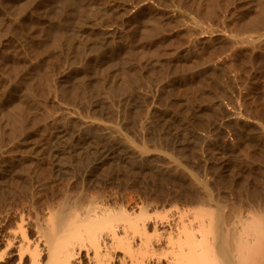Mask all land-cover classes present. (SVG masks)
I'll use <instances>...</instances> for the list:
<instances>
[{"label":"rangeland","instance_id":"374dc122","mask_svg":"<svg viewBox=\"0 0 264 264\" xmlns=\"http://www.w3.org/2000/svg\"><path fill=\"white\" fill-rule=\"evenodd\" d=\"M0 2V264H15L19 239L26 236L34 244L35 228L44 226L48 212L72 203L84 207L82 204L89 206L90 201L99 203L101 209L125 210L129 215L144 211L150 235L159 233L157 240L183 219L196 221L199 208L219 216L225 225L264 216V0ZM185 13L195 21L197 18L208 32L221 35L213 36L216 40L198 36L189 28L190 18ZM184 23L187 29H183ZM188 45L193 47H188V56L194 59L186 56ZM148 61L151 64L147 66ZM13 104L21 111L15 112L18 107H10ZM59 104L74 108L79 114L76 117L116 123L119 132L104 136L101 127H82L75 118H64ZM162 112L167 121L166 116L157 115ZM60 126L74 133L65 130L69 142L63 146L67 149L76 150L82 139L85 141L77 147L78 157L67 162L65 175L52 164L57 146L53 138ZM132 141L144 159L133 150L121 163L104 160L105 166L93 160L91 151L96 145L125 147V153L126 144ZM208 142L222 147L221 154L214 152V156ZM97 149L93 150L95 156ZM83 150L89 153L86 157ZM164 154L175 158L177 168ZM225 155L229 158L223 160ZM155 229H159L157 233ZM6 241L16 245L8 248Z\"/></svg>","mask_w":264,"mask_h":264},{"label":"bare ground","instance_id":"6f19581e","mask_svg":"<svg viewBox=\"0 0 264 264\" xmlns=\"http://www.w3.org/2000/svg\"><path fill=\"white\" fill-rule=\"evenodd\" d=\"M63 1V0H62ZM75 1V0H74ZM4 2V1H3ZM70 2V1H69ZM67 2V3H69ZM2 3V2H0ZM22 3V2H21ZM25 3V2H24ZM29 3V2H28ZM38 3V2H37ZM115 3V2H114ZM209 3V2H208ZM207 3V4H208ZM7 4V3H6ZM14 4V3H12ZM16 4V3H15ZM14 4V5H15ZM211 4V2H210ZM30 5V4H29ZM71 5V4H70ZM3 6V4H2ZM6 6V5H4ZM28 6V4H27ZM34 6V5H33ZM114 6V5H113ZM112 6V7H113ZM115 6H117L115 4ZM30 7V6H29ZM114 8V7H113ZM117 8V7H116ZM255 8V10L258 9V7H253ZM19 9V8H18ZM30 9V8H29ZM28 9V10H29ZM21 10V9H20ZM34 10V9H33ZM141 10V9H140ZM139 10V11H140ZM143 10V9H142ZM141 10V11H142ZM197 10V9H196ZM201 10V9H199ZM254 9H252V11H255ZM35 11V10H34ZM137 11V10H136ZM140 11V12H141ZM174 11V10H172ZM198 11V10H197ZM37 12V11H36ZM153 12V11H152ZM195 12V10H194ZM200 12V11H199ZM198 12V13H199ZM247 12V11H246ZM257 12V11H255ZM258 12H261V9L258 11ZM30 13H31V10H30ZM137 13V12H136ZM139 13V12H138ZM137 13V14H138ZM149 13V12H147ZM151 13V11H150ZM155 13V12H154ZM179 13V12H178ZM249 13V12H248ZM252 13V12H251ZM3 14V13H2ZM37 14V13H36ZM132 14V13H131ZM134 14V13H133ZM141 14H143L141 12ZM153 14V13H152ZM151 14V16H152ZM157 14V13H156ZM186 16L188 15L187 13H185ZM184 14V15H185ZM247 14V13H246ZM5 15V14H4ZM33 15V14H32ZM128 16V14H126ZM136 15V14H135ZM167 15H169L167 13ZM166 15V16H167ZM173 15V13H172ZM175 15V13H174ZM178 15V14H177ZM179 15H182V13ZM192 15V14H189V16ZM254 15H257L256 13ZM144 16V15H143ZM155 16V15H154ZM153 16V17H154ZM158 16V15H156ZM171 16V15H170ZM183 16V15H182ZM182 17L185 19V17ZM247 16V15H246ZM251 16H253L251 14ZM250 16V17H251ZM133 17V15H132ZM141 17V16H139ZM150 17V16H149ZM181 17V16H180ZM188 17V16H187ZM186 17V18H187ZM193 17V16H192ZM249 18V16H247ZM246 17V18H247ZM256 16H254L253 18H255ZM131 19V17H129ZM134 18H136V16H134ZM168 18V16H167ZM190 18V17H188ZM247 18V19H248ZM257 18V17H256ZM255 18V21L257 22L258 20ZM129 19V20H130ZM133 19V18H132ZM144 18H142L141 20H143ZM251 19V18H250ZM127 20V18L125 19ZM128 20V22H129ZM153 20V19H152ZM186 20V19H185ZM189 20V19H188ZM198 19L196 18V21ZM121 21V20H120ZM124 21V20H122ZM133 20H131L132 22ZM137 21V20H136ZM139 21V20H138ZM148 21V20H147ZM194 19H191L189 20L188 22V26L189 28L193 29L192 30H196L197 32V35L199 33L200 37L201 35H204V36H210V37H213V36H217L219 33H217L216 35L214 34V30H213V33H210L208 32L205 28L204 25H201L199 24V22H196ZM254 21V20H252ZM251 21V23H252ZM126 22V21H125ZM135 22V21H133ZM132 22V23H133ZM142 22V21H141ZM146 22V21H145ZM123 23V22H122ZM130 23V22H129ZM131 23V24H132ZM136 24H138L137 22H135ZM157 23V22H156ZM187 23V20L186 22ZM185 23L183 24V29L187 27H185ZM127 24V23H126ZM145 25V24H144ZM143 25V27H144ZM152 25V24H151ZM191 25V26H190ZM119 26V25H118ZM123 26V25H122ZM127 26H129L127 24ZM132 26V25H131ZM95 28V26H93ZM121 27V26H120ZM134 27V26H133ZM152 27V26H151ZM150 27V28H151ZM182 27V26H181ZM124 28V27H123ZM126 29L128 27H125ZM145 28V27H144ZM147 28V26H146ZM86 29V28H85ZM89 29V28H88ZM93 29V28H92ZM101 29V28H100ZM106 29V28H105ZM126 29H122L123 31H125ZM135 29V28H134ZM82 30V28H81ZM104 30V28H103ZM121 30V29H120ZM121 30V31H122ZM132 30V29H131ZM136 30H139V29H136ZM141 30V29H140ZM181 30V29H180ZM85 31V30H84ZM88 31V30H87ZM92 31V30H91ZM98 31V29H97ZM100 31V30H99ZM118 31V30H117ZM120 31V32H121ZM133 31V30H132ZM211 31V30H209ZM86 32V31H85ZM84 32V33H85ZM90 32V31H89ZM116 32V31H115ZM119 32V31H118ZM145 32V31H144ZM212 32V31H211ZM82 33V34H84ZM113 34H115L113 31H112ZM111 33V34H112ZM122 33V32H121ZM133 33V32H132ZM131 33V34H132ZM141 33V32H139ZM143 33V32H142ZM216 33V31H215ZM86 34V33H85ZM118 34V33H117ZM124 34V33H122ZM126 34V32H125ZM130 34V35H131ZM135 34V33H134ZM106 35L107 32H106ZM116 35V34H115ZM120 35V34H119ZM145 35V34H144ZM198 35V36H199ZM223 35V34H222ZM86 36V35H85ZM127 36V34H126ZM139 36V35H138ZM141 36V35H140ZM227 36V35H226ZM84 37V36H83ZM122 37V36H121ZM123 37H125L123 35ZM133 37V36H131ZM142 37V36H141ZM230 37V35L228 36ZM252 37V36H251ZM254 37V36H253ZM109 38V37H108ZM118 38V37H117ZM125 38H129L128 37H125ZM138 38V37H136ZM146 38V37H145ZM217 38V37H216ZM234 38V37H233ZM233 38L231 37L230 40L233 41ZM257 38V37H256ZM254 38V39H256ZM81 39V38H80ZM198 39V38H197ZM215 39L214 37L213 38H210L209 40H213ZM261 39L260 38H257V40ZM208 40V38H207ZM216 40V39H215ZM214 40V41H215ZM253 41V39H251ZM256 40V41H257ZM213 41V42H214ZM211 42V41H210ZM124 43V42H123ZM56 44V42L54 43ZM133 44H135L133 42ZM128 45V44H127ZM130 45V44H129ZM141 45V44H140ZM123 46V44H122ZM124 46H125V43H124ZM51 47V46H50ZM129 47V46H128ZM135 47V46H134ZM142 48L141 46H138V48ZM186 47V46H185ZM191 47V49L193 48L192 46L188 45L187 46V50ZM54 48V47H53ZM125 48V47H124ZM130 48V47H129ZM136 48V47H135ZM138 48L136 50H138ZM131 49L134 50L133 47H131ZM180 49H184V48H180ZM55 50V49H54ZM123 50V49H121ZM128 50V49H127ZM135 50V51H136ZM186 50V49H185ZM186 50V51H187ZM48 51V50H47ZM129 51L131 52V50L129 49ZM179 51V50H178ZM182 51V50H181ZM190 50H188L186 53L188 56V52ZM139 52V51H138ZM180 52V51H179ZM191 52V51H190ZM121 54V52H119ZM136 53V52H134ZM184 52V54H186ZM119 54V55H120ZM106 55V54H105ZM112 55V54H111ZM110 56V55H109ZM117 56V55H116ZM180 56V55H179ZM191 56V55H190ZM190 56H188V58H190ZM105 57V56H104ZM103 57V59H104ZM112 57V56H111ZM120 57V56H119ZM123 57V56H122ZM167 57V56H166ZM164 57V59L166 58ZM170 57V56H169ZM172 57V56H171ZM176 57V56H175ZM178 57V56H177ZM182 57L184 58V55H182ZM181 57V58H182ZM192 57V56H191ZM129 58V57H127ZM133 58V56H132ZM180 58V59H181ZM187 57L184 58V60L186 59ZM195 58V57H194ZM192 57V59H194ZM101 59V58H100ZM99 59V60H100ZM123 59V58H122ZM168 59H171V58H168ZM191 59V58H190ZM163 60V58H162ZM161 60V61H162ZM173 60V59H171ZM178 60V58L176 59ZM189 60V59H188ZM104 61V60H103ZM107 61V60H106ZM129 61H131L129 59ZM159 61V60H158ZM160 61V63H162ZM175 61V60H173ZM186 61V60H185ZM193 61V60H192ZM191 61V62H192ZM196 61V59H195ZM102 62V61H101ZM108 62V61H107ZM132 62V61H131ZM130 62V63H131ZM150 62V61H148ZM146 62V65L148 66L150 63ZM181 62V61H180ZM194 62V61H193ZM129 63V64H130ZM178 63V62H177ZM183 63V62H182ZM186 63V62H185ZM153 64V62H152ZM158 64V63H157ZM156 64V65H157ZM223 66L224 63L222 62ZM145 65V64H144ZM221 64H218V66H220ZM106 66V65H104ZM101 67V68H105V67ZM160 66V65H159ZM222 66V65H221ZM220 66V67H221ZM146 67V66H145ZM227 67V66H225ZM153 69V67H151ZM154 68H157V67H154ZM213 68V67H211ZM203 69V68H202ZM223 69V68H222ZM148 70V69H147ZM220 70V69H219ZM102 71V69H101ZM110 71V70H109ZM109 71H108V74H109ZM114 71V70H113ZM115 72V71H114ZM107 74V72H106ZM105 74V76H106ZM111 74H114V73H111ZM116 74V72H115ZM65 75V74H64ZM187 75V74H186ZM112 76V75H110ZM109 76V77H110ZM63 77V76H62ZM67 76H65L64 78H66ZM113 77V76H112ZM63 79V78H62ZM67 79V78H66ZM65 79V80H66ZM109 79V78H108ZM115 79V78H114ZM117 79V77H116ZM182 79V78H181ZM175 80V79H174ZM173 80V82H174ZM178 80V79H177ZM177 80L175 82H177ZM60 81V80H59ZM63 81V80H62ZM182 81V80H181ZM6 82V81H5ZM123 82V80L121 81ZM173 82H170V83H173ZM3 83V82H2ZM17 83V82H16ZM68 83V82H67ZM183 83V82H182ZM66 84V83H65ZM179 84V83H178ZM68 85V84H67ZM168 85V84H167ZM166 85V86H167ZM172 85V84H170ZM164 86V85H163ZM162 88H165V86ZM20 87V86H19ZM167 87H170V86H167ZM174 87V86H173ZM1 88H4L1 86ZM6 88V87H5ZM171 88V87H170ZM178 88V87H177ZM26 89V88H24ZM161 89V87H160ZM16 91V90H15ZM19 91V90H18ZM164 91L163 90H160V91H156V92H162ZM22 92V91H21ZM26 92V91H25ZM24 92V93H25ZM29 92V91H28ZM19 93V92H18ZM30 93V92H29ZM28 93V98L30 97ZM165 93V92H164ZM163 93V94H164ZM26 96V94H24ZM159 96H161L159 93H158ZM157 95V96H158ZM13 97H17V96H13ZM19 98V97H18ZM24 98V97H23ZM32 98V97H31ZM20 100V99H19ZM17 100V101H19ZM25 100V99H24ZM26 101V100H25ZM2 102V100H1ZM98 102V101H97ZM101 102V100H100ZM99 102V105L101 107V103L100 104ZM23 102H21L22 104ZM35 103V102H34ZM107 103V102H106ZM20 104V103H19ZM20 104V105H21ZM16 104H13V105H10L11 106H14ZM27 105V103H26ZM30 105V104H29ZM59 105H62V104H59ZM94 105H97L94 103ZM24 106V105H23ZM92 106V105H91ZM105 105H103L104 107ZM16 107H18L17 109L18 110H14L15 112H19L21 111L20 109V106L16 105ZM31 107V106H30ZM61 107V110L63 112V114L66 116L64 118H75L77 122L80 121V124L82 125V127H89V126H98V127H101L103 132H104V136H109L110 134L116 132L118 133V127L116 126V123L115 125L111 122H104V121H101L102 119H97V118H93V117H84L82 118H79L80 116H77L76 115H79L77 113L74 112V108L71 109V106L70 108L67 107L66 105L65 106H59V108ZM73 107V106H72ZM93 107V106H92ZM9 108V106H8ZM96 108L99 109V106ZM102 108V107H101ZM139 108V107H138ZM154 107L150 108V111L151 109H153ZM156 108V107H155ZM10 109V108H9ZM13 109V108H12ZM32 108H30L31 110ZM93 109V108H92ZM199 109V107H198ZM197 109V110H198ZM76 110V109H75ZM95 110V108H94ZM201 110V109H200ZM4 111L6 110H3L2 112L5 113ZM26 111V110H25ZM59 111V110H58ZM113 111V110H112ZM153 112L155 110H152ZM157 111V110H156ZM13 112V110H12ZM24 112V111H23ZM62 112L59 113V115H62ZM114 112V111H113ZM152 112V113H153ZM9 113V112H8ZM22 113V112H21ZM27 113V112H26ZM26 113H24L26 115ZM30 113V112H28ZM149 113V112H148ZM159 113V112H158ZM157 115H163L164 112H162V114H158ZM15 114V113H13ZM18 114V113H17ZM109 114V113H108ZM112 114V113H111ZM150 114V113H149ZM156 114V113H155ZM20 115V114H19ZM154 115V114H153ZM9 116V115H7ZM13 116V115H12ZM15 116V115H14ZM13 116V117H14ZM24 116V115H23ZM29 116V115H28ZM68 116V117H67ZM113 116V115H112ZM150 116V115H149ZM163 116H166L165 114ZM18 117V116H17ZM20 117V116H19ZM57 117H60V116H57ZM63 118V115L61 116ZM60 117V118H61ZM158 117V116H157ZM27 118V117H26ZM29 118V117H28ZM61 118V119H62ZM70 118V119H71ZM167 118V116L165 117V119ZM15 119V118H13ZM22 119V118H21ZM20 119V120H21ZM55 119H56V116H55ZM239 119V118H238ZM27 120V119H26ZM74 120V119H73ZM168 119H166L167 121ZM12 121V119H11ZM19 122V120H18ZM23 122H25L23 120ZM29 123V122H28ZM28 123H25V124H28ZM146 125L147 123L144 122ZM171 123V122H170ZM173 123V122H172ZM31 125V124H30ZM81 125H78V126H81ZM150 125V124H148ZM23 126V123L21 126L19 127H22ZM27 126V125H26ZM147 126V125H146ZM174 126V125H173ZM173 126H170L173 128ZM29 127V126H28ZM27 127V129H29ZM32 127V126H31ZM151 127V126H150ZM25 128V127H24ZM81 128V127H80ZM120 128V127H119ZM143 128V127H142ZM177 128V127H175ZM178 128H181L178 126ZM25 128V130H27ZM140 129H141V125H140ZM171 129V128H169ZM184 129V128H183ZM30 130V129H29ZM66 129H62L61 126L59 128V130L57 131L55 137L53 138V141L55 139L56 141V147L53 149L54 150V155H53V163L54 164V168L57 169V172L62 174V175H65L67 174V165L69 162V160L74 157H78V155L80 154L78 150L77 151V147H80V145L83 143V139H82V143L80 145H78L76 148V150H71V149H67L65 146H63L66 142L68 143L69 139L67 140V136H66V132H65ZM72 130V129H71ZM75 130H77V128H75ZM74 130V132H75ZM179 130V129H178ZM177 130V131H178ZM31 131V130H30ZM68 132V130H66ZM121 131H122V127H121ZM175 131V132H177ZM185 131V130H184ZM70 134H74L72 133V131H69ZM68 132V133H69ZM166 132V131H164ZM169 132V131H168ZM183 132L181 129H180V133ZM77 133V131L75 132ZM179 133V131H178ZM184 133V132H183ZM79 134V133H78ZM121 134V133H120ZM170 133H168L169 135ZM114 135V134H113ZM166 135V134H165ZM182 135V134H181ZM69 136V134H68ZM78 136L77 134H75V137ZM80 137V136H78ZM82 137V136H81ZM80 137V138H81ZM102 137V136H101ZM100 137V138H101ZM122 137V136H121ZM120 137V138H121ZM127 137V135H126ZM179 137V136H178ZM79 138V139H80ZM83 138V137H82ZM99 138V137H98ZM103 138V137H102ZM109 138V137H108ZM86 139V138H85ZM93 139V138H92ZM95 139V138H94ZM107 139V138H106ZM185 139V138H184ZM206 139V138H205ZM67 140V141H66ZM77 140V138H76ZM130 141V139H128ZM180 140V139H179ZM207 140V139H206ZM210 140V139H209ZM208 140V141H209ZM79 141V140H78ZM89 141V140H88ZM92 141V140H90ZM95 140H93L94 142ZM101 141V140H100ZM212 140H210L209 142H211ZM40 142V141H39ZM77 142V141H76ZM128 142V141H127ZM134 141L132 142H129L127 143V152L124 153L125 151V147H124V151H122V149H120L121 147H116V148H99L95 147L94 148H98L96 151V156H95V153L93 152V150L91 151L90 148L88 150L91 151L92 154H94V157L95 159V162L98 163H102L104 162V160H116L117 162L121 163L123 161H125L127 158H128V152L129 151H133V150H136L135 153L137 154V156H139L140 158L144 159V154L143 152H140L137 150V148L135 149V146L134 144H132ZM207 142V141H205ZM204 142V143H205ZM209 142L208 144L206 145L207 148H209L210 150L213 151V154L215 152L216 153H219L221 154L220 152H222L221 150L223 149L222 147H217V146H213L214 145V142L212 143V145L210 144L209 145ZM66 143V145H67ZM80 143V142H79ZM85 143V141H84ZM183 143V142H182ZM42 144V143H40ZM70 144V143H69ZM68 144V145H69ZM78 144V143H77ZM90 144V142H89ZM88 144V145H89ZM95 144H98V143H95ZM101 144V142H100ZM123 144V143H122ZM177 144V143H176ZM181 144V143H179ZM177 144V145H179ZM201 144V143H199ZM217 144V142H215V145ZM44 145V144H43ZM87 145V144H86ZM87 145V146H88ZM116 145H120V144H116ZM205 145V144H204ZM219 145V144H218ZM54 146V144H53ZM82 146V145H81ZM87 146L85 147L86 150H87ZM90 146V145H89ZM115 146V145H114ZM125 146V145H124ZM181 146V145H180ZM222 146V145H221ZM84 147V146H83ZM93 147V144L91 145V148ZM123 147V146H122ZM139 147V146H138ZM199 148V147H198ZM206 148V149H207ZM205 149V148H203ZM225 149V148H224ZM87 150V151H88ZM201 150V148H200ZM210 150H207V151H210ZM85 151V150H83ZM85 151L84 152V155L83 157L85 156V153L87 152ZM95 151V150H94ZM52 152V150H51ZM203 152V151H202ZM88 153V152H87ZM86 153V154H87ZM124 153V154H123ZM130 153V152H129ZM132 153V152H131ZM164 153H166L164 151ZM89 154V153H88ZM91 154V156H93ZM133 154V153H132ZM167 154V153H166ZM164 154V155H166ZM209 154H211L209 152ZM214 154V156H216ZM225 154V153H224ZM147 155V154H146ZM169 155V154H168ZM166 155V156H168ZM218 155V154H217ZM81 156V155H80ZM87 156V155H86ZM85 156V157H86ZM130 156V155H129ZM134 156V154H133ZM158 156V155H157ZM136 157V156H135ZM146 157V156H145ZM169 157V156H168ZM172 157V156H171ZM221 157V156H219ZM223 157V156H222ZM225 157H227V155H225L222 159H226ZM139 158V159H140ZM161 158V157H160ZM159 158V159H160ZM229 158V157H227ZM233 158V157H232ZM71 159V160H72ZM82 159V158H81ZM131 159H132V155H131ZM163 159V157H162ZM175 159V158H174ZM174 159L172 158H167L168 162L170 165H174L176 166L177 168V164L176 162L174 161ZM221 158H218L217 160H220ZM221 159V160H222ZM75 160V159H74ZM166 160V162H167ZM73 161V160H72ZM72 161L70 162L72 164ZM105 161V162H106ZM115 161V162H116ZM161 161V160H160ZM228 161V160H227ZM76 162V161H75ZM94 162V164H95ZM104 162V163H105ZM110 163H112L111 161H109ZM114 162V161H113ZM164 162V161H163ZM221 162V161H220ZM230 162V161H228ZM108 163V161H107ZM109 163V164H110ZM178 163V161H177ZM107 164V165H109ZM221 164V163H220ZM222 164H224L222 162ZM228 164V163H226ZM230 164V163H229ZM102 165V164H101ZM113 165V164H112ZM111 165V166H112ZM118 165V164H117ZM126 165V164H124ZM225 165V164H224ZM99 166V165H98ZM97 166V167H98ZM105 166H106V163H105ZM115 166V165H114ZM113 166V167H114ZM222 166V165H221ZM226 166V165H225ZM228 166V165H227ZM226 166V168H227ZM104 167V166H102ZM100 167V168H102ZM180 168V167H179ZM225 168V167H224ZM229 170V169H228ZM231 171V170H230ZM4 172V171H3ZM224 173V172H223ZM229 173V171H228ZM3 174V173H1ZM3 176V175H2ZM193 178V177H192ZM191 178V180H192ZM197 179V178H196ZM195 179V181H197ZM199 181V180H198ZM197 181V182H198ZM201 183V182H200ZM199 183V184H200ZM197 186V185H196ZM202 186V185H201ZM201 188V187H200ZM205 190V189H203ZM89 202V206L87 205H84V204H87L84 203L82 204L84 207L82 206H78L76 205L75 203H72V204H69L68 206H64L62 207L61 205V209H58V211L56 212H53L51 213V209L50 212H48V214L50 213V215L48 216L47 220H46V223L44 224V226L41 228H39L38 226L40 224H37V228H35L36 232V236H37V239L35 242H33L34 244H31L32 242L28 241L27 240V237L26 236H23L22 239H19V243L17 244L18 247L16 246V249H18V253H17V262H15V264H264V216H260V217H248L247 220H240V224H236V222L234 223V221L231 222V218L229 219V222H231L230 224L228 223L227 225H225L223 222H226V221H223V219H219L218 217L219 216H216L211 214V212H205L203 210H205L204 208H201L202 210H200L199 208V212L196 210V212L198 213V215H192L194 217H197L198 218L196 219V221H193L191 220L185 222L183 219L181 222H178L177 225L173 224L172 226L175 227V228H171L173 230H171L170 232L168 231V233L166 235L163 236H159V240H157L158 237L157 235H159L158 230H154L155 233H157L156 237H152L150 235V224L145 220V218L147 217V213L144 212V211H140L139 214L137 215H132L127 212H124L125 210H121L119 211L120 209H118L117 211L115 210H111L109 208L107 209H101V207L98 206L97 202L95 201V203L97 205H94L92 202V204ZM81 204V203H79ZM65 205V204H64ZM86 206V207H85ZM104 207V206H103ZM59 208V207H58ZM106 208V207H105ZM201 211V213H200ZM210 211V210H209ZM196 212H194V214H196ZM204 212V213H202ZM47 214V215H48ZM46 215V217H47ZM216 216V217H214ZM44 217V218H46ZM43 218V221L45 220ZM254 218V219H253ZM258 219V220H255ZM190 219V218H188ZM253 219V220H252ZM41 220V219H40ZM181 220V218H180ZM233 220V218H232ZM39 221V220H38ZM37 221V222H38ZM193 221V222H192ZM223 221V222H222ZM228 221V220H227ZM42 222V221H41ZM40 222V223H41ZM23 223V222H22ZM24 224V223H23ZM42 224V223H41ZM43 225V224H42ZM160 225V224H159ZM164 225V224H163ZM240 225V226H239ZM162 226V225H161ZM157 227V226H156ZM160 228V226H158ZM169 227V226H168ZM171 227V226H170ZM26 229V228H25ZM30 229V228H29ZM22 230V228H21ZM32 230V229H31ZM161 230V229H160ZM163 230V229H162ZM166 231V230H165ZM164 231V233H166ZM20 232V231H19ZM18 232V233H19ZM26 233V231H25ZM161 233V232H160ZM163 233V234H164ZM23 234V230H22V233L19 234L20 237H22L21 235ZM16 235V234H15ZM15 235H13L15 237ZM24 235V234H23ZM26 235V234H25ZM17 236V235H16ZM17 236V238L19 237ZM19 237V238H20ZM163 237V238H161ZM10 239L11 242H15V240H18V239ZM29 239V238H28ZM8 240V238H7ZM13 240V241H12ZM30 240V239H29ZM154 240V242H153ZM157 240V243L155 242ZM9 241V240H8ZM32 241V240H31ZM7 242V241H6ZM13 242V243H14ZM8 243V242H7ZM154 243L158 244V245H155ZM9 245H12L10 243H8V248H9ZM16 244H14L15 246ZM12 245V247H14ZM7 247V246H6ZM11 247V246H10ZM159 247V249H158ZM7 248V249H8ZM6 249V248H5ZM9 250V249H8ZM7 250V251H8ZM6 251V252H7ZM2 253H4V250L1 251ZM7 254V253H6ZM3 256V255H1ZM5 256V254H4ZM162 257H164V261L162 260ZM1 258V257H0ZM2 259V258H1ZM0 259V261H1ZM12 263V262H11ZM7 264H10L7 262ZM14 264V263H13Z\"/></svg>","mask_w":264,"mask_h":264}]
</instances>
